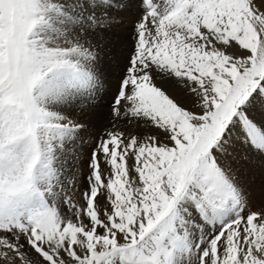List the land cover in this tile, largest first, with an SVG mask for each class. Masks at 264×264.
Masks as SVG:
<instances>
[{"label": "snow or ice", "instance_id": "snow-or-ice-1", "mask_svg": "<svg viewBox=\"0 0 264 264\" xmlns=\"http://www.w3.org/2000/svg\"><path fill=\"white\" fill-rule=\"evenodd\" d=\"M258 106L264 0H0V264H264Z\"/></svg>", "mask_w": 264, "mask_h": 264}, {"label": "bare ground", "instance_id": "bare-ground-1", "mask_svg": "<svg viewBox=\"0 0 264 264\" xmlns=\"http://www.w3.org/2000/svg\"><path fill=\"white\" fill-rule=\"evenodd\" d=\"M138 15H139L138 10L135 7L129 9L126 12V14H125V17H126L125 18V20H126L125 23L123 25H121L119 31H117V32L112 34V37L110 39V42H109L110 46H109V48L107 50V52H108V61H109L108 71L110 73L109 78L113 82L116 80V77L118 78V76L120 75L121 69L123 68L122 65L123 64L125 65V63L127 62L126 59H127L128 55L130 54V48H131V43H132V41L130 39V34L132 32L133 23H134V21H135V19L137 18ZM166 83H167L168 87L170 88V90L175 92L177 95L181 94V89L176 85L175 81L166 82ZM112 91H114V88L110 89L109 94L105 95L106 99L112 97V95H111ZM109 100H112V99H109ZM101 108H103V106L100 107V110L102 112ZM97 111H99V110H97ZM262 115H259V114L256 115L257 120L264 121V114L262 113ZM99 118H100V115H99L98 112H96L94 117H93V122L95 124H98L99 123V120H98ZM135 131H137L139 133H142V134H151V132L153 130L150 129V128L141 127V128H136ZM86 148H89V146L86 145ZM85 169H86V167H85ZM252 173L253 172L250 171L249 175H248V178L253 180V181L250 180L251 181V191H252L254 199L257 202H259L260 199H261V193L258 192V190L260 189V185H259V183L257 181L256 176H255V180H254Z\"/></svg>", "mask_w": 264, "mask_h": 264}, {"label": "rangeland", "instance_id": "rangeland-1", "mask_svg": "<svg viewBox=\"0 0 264 264\" xmlns=\"http://www.w3.org/2000/svg\"><path fill=\"white\" fill-rule=\"evenodd\" d=\"M126 18V17H125ZM126 21V20H125ZM129 56V55H128ZM126 61H127V59H126ZM123 67L124 66H126V63H125V65L123 64L122 65ZM121 73V72H120ZM119 77V76H118ZM116 79H117V77H116ZM109 99H112V97L111 98H108V99H104V101H103V108H101L102 109V112L104 113H102L101 112V110H100V108L99 109H97V110H99V111H97L96 110V112H98L99 113V115H100V118L98 119L99 120V123L98 124H96L97 126L99 125V126H103L104 125V123L106 122V117L105 116H107V114H108V112H109V110H110V102H111V100H109ZM109 101V102H108ZM106 102V103H105ZM262 115V110L259 108V106L257 107V109H256V111L254 112V115ZM264 114V113H263ZM263 116V115H262ZM104 118V119H103ZM101 120V121H100ZM101 124V125H100ZM88 150L90 151V147L88 148ZM85 171H87V169H85ZM253 173H252V175H253V178H254V180H255V176H256V178H257V181H258V183H259V185H260V189L258 190V192L259 193H261V199H264V175H262L261 174V172L259 171V169L257 168V169H254V170H251ZM259 175V176H258ZM260 177V178H259ZM249 180H251V181H253L252 179H250V178H248ZM262 185V186H261ZM260 199V200H261Z\"/></svg>", "mask_w": 264, "mask_h": 264}]
</instances>
